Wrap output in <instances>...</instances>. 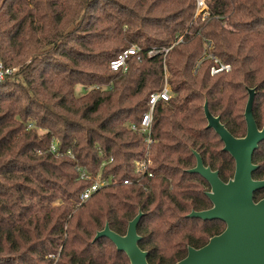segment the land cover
<instances>
[{
    "label": "trees",
    "instance_id": "16d2710c",
    "mask_svg": "<svg viewBox=\"0 0 264 264\" xmlns=\"http://www.w3.org/2000/svg\"><path fill=\"white\" fill-rule=\"evenodd\" d=\"M207 2V18L196 20L197 0H0V64L19 69L0 83V264H131L109 239H94L107 223L126 235L139 212L149 264H176L224 232L221 221L188 217L213 207L210 185L189 171L197 153L222 181L235 174L206 102L243 138V103L255 88L264 126V0ZM133 46L141 59L113 72ZM152 50L160 54L148 57ZM212 56L231 71L212 76ZM166 74L171 99L156 106L153 177L142 178L135 162L147 146L131 125ZM77 86L87 93L77 97ZM254 163V179L264 180V144ZM96 180L111 184L80 204Z\"/></svg>",
    "mask_w": 264,
    "mask_h": 264
},
{
    "label": "water",
    "instance_id": "95a60500",
    "mask_svg": "<svg viewBox=\"0 0 264 264\" xmlns=\"http://www.w3.org/2000/svg\"><path fill=\"white\" fill-rule=\"evenodd\" d=\"M245 118L247 135L234 137L222 124L220 117L211 114L208 103L204 110L208 128L221 138L224 149L236 164L235 174L228 182L222 181L218 171L206 167L201 156L195 153L197 165L190 173L201 175L210 185L207 193L213 207L206 211H193L188 217L203 221H221L226 229L210 239L200 249L190 247L186 258L176 264H264V199L256 202L255 194L264 188V181H255L258 169L253 156L264 141V130L260 131L253 114L256 91L249 90ZM143 218L139 214L129 223L126 235L111 230L107 223L104 230L97 233L94 241L109 239L119 252L127 255L131 264H149L148 253L139 246L142 237L138 226Z\"/></svg>",
    "mask_w": 264,
    "mask_h": 264
},
{
    "label": "built area",
    "instance_id": "2783aa9c",
    "mask_svg": "<svg viewBox=\"0 0 264 264\" xmlns=\"http://www.w3.org/2000/svg\"><path fill=\"white\" fill-rule=\"evenodd\" d=\"M209 12L208 2L207 0H197V10H196V20H200L201 17L204 20L207 18ZM170 49L164 50L163 53H169ZM141 49L139 47L133 46L132 48L124 51L121 53L115 60H113L110 64V69L113 72H123L126 73L128 71V63L131 58L137 57L139 60L141 59L140 56ZM157 54H160V51L152 50L148 52V57H153ZM214 61V66L211 69V75L216 76L223 72H230L231 66L222 63L216 57H210ZM200 67L199 64L197 68ZM13 70L5 69L2 64H0V83L5 79V77L11 73ZM197 72V70L195 71ZM171 99V89L166 81L164 88L157 93H153L149 99V110L144 114L139 124L131 125V130L134 132H138L144 136V142L147 146V152L144 158L139 159L135 162V172L142 178H152L153 173L151 171L152 167V160L149 157V151L151 146L155 143L154 139L152 138L153 132V124H154V112L156 106L162 102H168ZM51 151L56 153L58 151L57 143H54ZM70 154V153H69ZM113 159L110 160L112 162ZM89 176L85 172H81V179L86 180ZM111 184L110 181H100L96 180V182L86 189L79 197L80 204L86 203L90 198H92L99 190L103 187L109 186ZM133 181L125 180L124 185H132ZM54 257V256H52Z\"/></svg>",
    "mask_w": 264,
    "mask_h": 264
},
{
    "label": "rangeland",
    "instance_id": "374dc122",
    "mask_svg": "<svg viewBox=\"0 0 264 264\" xmlns=\"http://www.w3.org/2000/svg\"><path fill=\"white\" fill-rule=\"evenodd\" d=\"M181 41L182 40H178L173 46L175 47V46H177L178 44H180L181 43ZM173 48V47H172ZM20 68V67H19ZM10 70H13L14 72L13 73H11V74H14L15 72H17L19 69L18 68H14V69H10ZM11 74H9V75H11ZM8 75V76H9ZM167 78H168V74H166V78H165V84H166V81H167ZM168 82V81H167ZM169 84V83H168ZM170 86V85H169ZM16 86H10V88L9 89H6L7 91L6 92H9V91H18V89H16L15 88ZM18 88V87H17ZM171 89V88H170ZM75 93H76V96L77 97H81V96H83V95H85L86 93H87V91L85 90V88L83 87V86H77L76 87V90H75ZM246 101H247V99L246 100H244V109H245V106H246ZM23 104H24V102H23ZM39 134L40 135H43V134H45V131H42V130H40L39 131ZM224 148V147H223Z\"/></svg>",
    "mask_w": 264,
    "mask_h": 264
},
{
    "label": "flooded vegetation",
    "instance_id": "af4514ba",
    "mask_svg": "<svg viewBox=\"0 0 264 264\" xmlns=\"http://www.w3.org/2000/svg\"><path fill=\"white\" fill-rule=\"evenodd\" d=\"M249 90H252V89H249V88L247 89V101H246V106H245L244 118H245V113H246L247 103H248L249 98H250ZM254 90L256 91L255 88H254ZM256 96H257V91H256V95H255V100H256ZM255 100H254V106H255ZM254 106H253V114H254ZM254 119H255V121H256V124H257V126H258V129H259L260 131H263V130H264V126H263L262 128L259 127L258 122H257V120H256V118H255V115H254ZM245 122H246V118H245ZM246 126H247V122H246ZM246 135H247V132H246ZM245 137H246V136H245ZM245 137H243V138H245ZM262 144H264V141L260 143L259 148H260V146H261ZM259 148H258V150H259ZM258 150H257V151H258ZM257 151H256V152H257ZM256 152H255V153H256ZM254 156H255V154H254ZM254 156H253V163H254ZM254 165L257 166L258 169L260 168L259 165L255 164V163H254ZM258 169H257V170H258ZM257 170H256V171H257ZM256 171H255V172H256ZM255 172H254V174H255ZM254 174H253V179H254ZM254 180H255V181H264V180H256V179H254ZM263 189H264V188H263ZM255 195H256V194H255ZM255 201H256V200H255Z\"/></svg>",
    "mask_w": 264,
    "mask_h": 264
}]
</instances>
